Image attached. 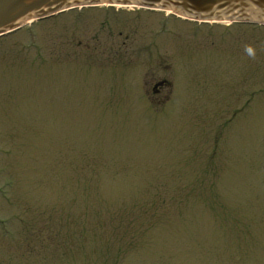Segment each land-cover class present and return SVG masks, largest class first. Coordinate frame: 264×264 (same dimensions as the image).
<instances>
[{
    "label": "rangeland",
    "instance_id": "1",
    "mask_svg": "<svg viewBox=\"0 0 264 264\" xmlns=\"http://www.w3.org/2000/svg\"><path fill=\"white\" fill-rule=\"evenodd\" d=\"M0 264H264V26L98 6L1 37Z\"/></svg>",
    "mask_w": 264,
    "mask_h": 264
},
{
    "label": "water",
    "instance_id": "2",
    "mask_svg": "<svg viewBox=\"0 0 264 264\" xmlns=\"http://www.w3.org/2000/svg\"><path fill=\"white\" fill-rule=\"evenodd\" d=\"M98 6L161 10L196 22L264 26V0H0V37L71 9Z\"/></svg>",
    "mask_w": 264,
    "mask_h": 264
}]
</instances>
